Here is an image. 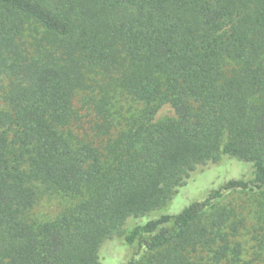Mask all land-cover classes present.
Returning a JSON list of instances; mask_svg holds the SVG:
<instances>
[{"label": "trees", "instance_id": "trees-1", "mask_svg": "<svg viewBox=\"0 0 264 264\" xmlns=\"http://www.w3.org/2000/svg\"><path fill=\"white\" fill-rule=\"evenodd\" d=\"M225 158L253 176L127 229ZM44 190L78 200L37 222ZM232 190L264 191V0H0V264H103L121 235L125 264H264Z\"/></svg>", "mask_w": 264, "mask_h": 264}, {"label": "rangeland", "instance_id": "rangeland-1", "mask_svg": "<svg viewBox=\"0 0 264 264\" xmlns=\"http://www.w3.org/2000/svg\"><path fill=\"white\" fill-rule=\"evenodd\" d=\"M124 103L128 107L129 104L126 101ZM130 107L133 108V105L130 104ZM173 114L174 110L170 104H165L158 111L157 117ZM252 176V166L235 158H225L220 163L201 166L193 172L188 183L176 193L174 199L166 207L144 217L131 219L126 227L130 230L136 224L165 212L178 213L177 211L183 207L206 197L210 191L220 187L225 181L240 177L248 179ZM77 200L78 198L74 196H67L58 192L46 193L44 190L33 209L32 219L37 222L55 219L63 211L75 205ZM217 206L232 211V222L242 220L233 242L240 244L241 255L238 258L241 259V263L253 260L260 252L256 235L261 236L258 231L264 228V191H228L217 202ZM137 247V243L129 244L124 235L116 236L106 241L102 246L103 264H125L134 255ZM142 253L147 254L144 250Z\"/></svg>", "mask_w": 264, "mask_h": 264}]
</instances>
